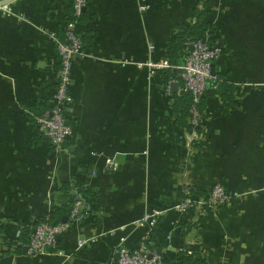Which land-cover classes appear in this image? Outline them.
<instances>
[{
  "label": "crops",
  "instance_id": "crops-1",
  "mask_svg": "<svg viewBox=\"0 0 264 264\" xmlns=\"http://www.w3.org/2000/svg\"><path fill=\"white\" fill-rule=\"evenodd\" d=\"M71 2L0 8V264H116L119 239L135 247L144 232L136 221L153 208L165 210L148 240L163 264H264V0H87L85 54L65 110L73 132L54 150L35 116L55 85L50 35L71 18ZM201 11L218 26L214 68L235 90L229 104L206 99L188 181L200 195L220 183L230 199L179 213L170 207L181 200L183 130L161 93L166 80L139 65L165 56ZM70 180L97 194L99 211L72 222L54 248L26 255L37 219Z\"/></svg>",
  "mask_w": 264,
  "mask_h": 264
},
{
  "label": "built area",
  "instance_id": "built-area-1",
  "mask_svg": "<svg viewBox=\"0 0 264 264\" xmlns=\"http://www.w3.org/2000/svg\"><path fill=\"white\" fill-rule=\"evenodd\" d=\"M86 3L87 0H72L71 18L66 22L63 38H59L55 34L50 35L55 44L58 57L55 85L48 101V107L35 116V123L39 132L47 137L54 150L60 149L73 132L71 125L66 121L65 107L70 100L71 73L74 61L85 54L82 34L79 32L76 18L81 14ZM212 37L213 34L206 31L197 40L192 41L189 44L192 45V49L189 50L188 48L183 62L175 66L180 70L178 75L182 82L181 88L192 96L193 105L190 108L192 114L190 122L193 125L202 122L203 117L198 112L196 104L205 91L208 82L216 79L212 63L219 57L220 49L209 41ZM146 63L150 72H153V69L156 68L168 69L174 67L165 58L158 64L151 62L150 59ZM174 81H168L169 89L170 84ZM188 134L193 135L195 133ZM105 164L106 166L110 165L111 159H106ZM70 192L73 194L74 200L67 220L53 224L46 221L38 222L33 233L23 245L26 255L35 256L44 253L49 247L54 248L57 245L56 237L66 233L72 222L83 221L91 214L89 204L85 198L75 192L74 188ZM229 199L230 196L223 185L216 183L203 196L194 197L187 190L185 196L170 208L179 213H184L192 209H201L204 204L217 207L228 202ZM81 207H84V211H81ZM163 211L165 210L150 209L145 211L136 221V226L144 229V232L135 247L127 246L123 237L119 239L115 257L116 264H163L160 255L148 245L150 232L156 226L159 217L163 215ZM80 245H83V243Z\"/></svg>",
  "mask_w": 264,
  "mask_h": 264
},
{
  "label": "trees",
  "instance_id": "trees-1",
  "mask_svg": "<svg viewBox=\"0 0 264 264\" xmlns=\"http://www.w3.org/2000/svg\"><path fill=\"white\" fill-rule=\"evenodd\" d=\"M70 13H72V4L70 8ZM88 18V5L86 3L85 8L81 11V14L76 18L77 23L81 24ZM70 18H67L63 21L60 32L56 35L59 38H63L66 22ZM206 31H213V25L210 24L204 17V12H197L195 16V22L186 26L182 31H178L173 40L167 43L165 48V57L168 60V63L172 68L160 70L158 72L159 76L166 80L167 82L170 80H175L178 82L180 86V90L174 93H171V107L172 112L175 115L176 124L186 133H195L200 135L203 123H198L197 125H193L190 122V118L192 114L190 113V108L193 105L192 96L189 92L184 91L181 88V80L178 75V69L175 67L178 64L182 63L185 56L187 55L188 46L192 41L197 40V38L204 34ZM79 32L82 34L81 38L84 42L87 39L84 35V32L79 29ZM212 33V32H211ZM214 71V70H213ZM216 74V79L208 82L205 91L202 93L198 103L196 104L197 110L200 114L204 115V110L206 108V99L209 97H213L215 95L220 96L225 104H229L233 102L232 93L235 90V86L230 83L226 79V74L221 73L219 71H214ZM48 99L45 101V105H43V110L48 107ZM42 105H40L42 107ZM43 110H41L38 114H40ZM37 114V115H38ZM67 121V120H66ZM67 123H69L67 121ZM37 134L42 133L39 132L36 126ZM193 142V140H192ZM74 188L75 192L79 193L83 198H85L86 202L89 204L90 212H98L99 211V200L98 196L95 192L82 190L78 184L74 180H70L67 183L61 185V187L57 190V194L60 199L58 201V207L49 213L46 217H39L35 223V225L40 221H46L48 223H56L62 221L64 216H69V213L72 209L73 204V194L70 190ZM198 190V189H197ZM81 211H84V207L80 208ZM191 260L190 255H185L183 257V262L188 263Z\"/></svg>",
  "mask_w": 264,
  "mask_h": 264
},
{
  "label": "rangeland",
  "instance_id": "rangeland-1",
  "mask_svg": "<svg viewBox=\"0 0 264 264\" xmlns=\"http://www.w3.org/2000/svg\"><path fill=\"white\" fill-rule=\"evenodd\" d=\"M12 2V1H11ZM205 18H206V16H205ZM213 19H215L214 17H213ZM210 24H212L213 25V31H211L212 33L211 34H213V37L211 38V39H209V41L212 43V44H214V45H216V46H218L219 47V49H220V54L223 52V49H222V47H220L219 45H217V43L215 42V38H214V33H216V28L218 27V26H215V24H214V22H212L211 21V23ZM220 26L221 25H223V24H221V21H219V23H218ZM219 57H220V55H219ZM218 57V58H219ZM166 59V57L165 56H159V57H157L156 59H151L150 58V61L151 62H153V63H160V61H162L163 59ZM217 58V59H218ZM217 59L216 60H214V62L212 63V69L214 70V71H216L215 70V68H214V64H215V62L217 61ZM147 60L148 59H146L144 62H142L140 65H139V67H140V69L142 68H144V69H146V71L152 76V75H156V74H158V72L160 71V70H164V69H158V68H156V69H153V72H150V70L148 69V67H147ZM160 88H161V93H162V95H163V97L167 100V102L169 103V99H170V89L168 88V82L166 81H164V82H162V83H160ZM70 102V100L66 103V107H65V110H67V108H68V106H69V103ZM204 114V113H203ZM201 116L203 117L204 115H202L201 114ZM204 121H203V118H202V122L201 123H203ZM204 125V124H203ZM180 139H181V142H182V146H183V150H184V155H183V157H182V159H181V162H180V165H179V168L181 169V180H180V182H181V199L185 196V192L188 190L189 192H190V194L191 195H193L194 197H196V196H203V195H200V194H197V193H195V191H194V188L189 184V181H188V179H189V176H188V168H190L192 165H193V162H194V158L196 157V155H197V152H198V150H200V147H201V145H200V140H201V138H200V136L201 135H197V134H193V135H190V134H188V133H186V132H182V133H180ZM192 139H193V142H191L192 141ZM61 148V147H60ZM214 185V184H213ZM213 185L212 186H210V187H213ZM211 189V188H210ZM177 203V202H176ZM175 204V203H174ZM173 204V205H174ZM161 210H163V209H161Z\"/></svg>",
  "mask_w": 264,
  "mask_h": 264
},
{
  "label": "water",
  "instance_id": "water-1",
  "mask_svg": "<svg viewBox=\"0 0 264 264\" xmlns=\"http://www.w3.org/2000/svg\"><path fill=\"white\" fill-rule=\"evenodd\" d=\"M11 1H13V0H0V8L3 7V6H5V5H7ZM188 48H189V50H191L192 49V45H189ZM178 71L180 72V70H178ZM170 90L172 92H177L178 91V83L177 82L171 83L170 84ZM66 220H67V216H64L62 218V221H66ZM59 238H60L59 236L56 237L57 240H59ZM24 250H25V248H24Z\"/></svg>",
  "mask_w": 264,
  "mask_h": 264
}]
</instances>
